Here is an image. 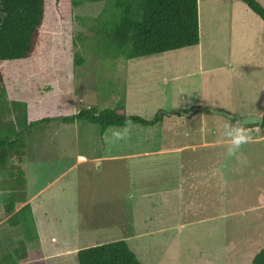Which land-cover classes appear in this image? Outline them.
<instances>
[{"label": "rangeland", "instance_id": "1", "mask_svg": "<svg viewBox=\"0 0 264 264\" xmlns=\"http://www.w3.org/2000/svg\"><path fill=\"white\" fill-rule=\"evenodd\" d=\"M257 1L264 7V0ZM106 8L105 2L76 8L71 0H47L33 56L2 64L9 100L26 102L31 121L69 116L85 108L104 110L121 101L129 115L148 120L166 116L153 127L110 128L104 134L86 121L52 122L29 137L27 192L32 196L46 188L36 201L37 219L41 223L48 215L51 227L41 229V242L29 243L28 260L78 264L77 252L82 248L129 234L137 236L130 248L144 264H251L264 248V131L206 111L192 112L202 103L240 116L264 115L263 21L243 1L199 0L198 46L133 60L103 59L97 51L96 31L91 29L99 28L97 20ZM78 52L82 66L76 64ZM202 117L210 119L207 125L213 128L203 134ZM173 144L189 146L172 156L186 169L173 162L163 172L155 166L152 172L159 171L157 178L177 189L180 181L188 182L192 174L204 171V179L213 183L202 191H188L181 219L159 220L161 210L142 209L136 220L129 221L127 209L132 206L124 200L129 168L125 172L121 162H101L99 167L95 161L79 163L77 158ZM211 146L227 149L224 162L218 154L211 160L213 151L205 152ZM45 198L41 209L38 202ZM170 198L176 199L174 193ZM7 201L8 194L0 192L4 251L24 239L7 221L3 209ZM154 202L160 207V198Z\"/></svg>", "mask_w": 264, "mask_h": 264}, {"label": "trees", "instance_id": "2", "mask_svg": "<svg viewBox=\"0 0 264 264\" xmlns=\"http://www.w3.org/2000/svg\"><path fill=\"white\" fill-rule=\"evenodd\" d=\"M264 22V7L257 0H238ZM47 0H0V192L8 194L3 206L9 224L23 233L12 250H1L0 264H47L46 260L29 261L28 245L39 241L36 219L28 203L25 157L29 137L43 124L59 122L72 125L86 121L104 134L110 128L135 125L153 127L163 122L165 113L148 120L129 115L123 101L113 108L95 107L69 116L29 120V106L10 101L5 88L2 64L24 61L36 50L45 20ZM80 8L88 3L105 2L107 8L96 31L97 51L103 59L133 60L161 55L200 44L199 0H71ZM76 64L84 59L76 53ZM186 113L188 111H185ZM30 113V115H29ZM181 115V112L178 113ZM7 116H11L8 119ZM260 127L264 131V115ZM254 127V126H247ZM3 245H1L2 247ZM3 248V247H2ZM78 264H144L125 240L86 247L77 253ZM251 264H264V248Z\"/></svg>", "mask_w": 264, "mask_h": 264}, {"label": "crops", "instance_id": "3", "mask_svg": "<svg viewBox=\"0 0 264 264\" xmlns=\"http://www.w3.org/2000/svg\"><path fill=\"white\" fill-rule=\"evenodd\" d=\"M198 106L202 107V109L197 110V111H201V112L205 111L203 109L205 107H203L202 103H199ZM206 112H208V111H206ZM208 113H210V112H208ZM202 114L205 115L204 113H202ZM203 117H202V122H201L203 126H201V130H200L201 134H203L206 131H210L213 129L211 127L210 128L208 127V125L211 124L212 121L208 118L206 119V117L205 118H203ZM187 118H190V116H187ZM200 121H201V119H200ZM215 122H217V121H215ZM207 123H208V125H207ZM214 129H216V127ZM194 131H196V130H194ZM201 137L204 138L205 136L201 135ZM263 138H264V136H263ZM213 145H216V144H213ZM140 147H141V149L132 150L130 152L123 151L122 153L120 152L119 154H113V155L101 154V155L94 157V158H91V159H89L85 155H78L77 158L79 160L78 161L79 163H89V161H95L99 167H101V165H100L101 162L114 161V162H118V163L121 162V165L123 166L125 172L129 168V170L131 171V176L129 177V179H130L129 183L130 184L128 183L127 191L125 193L126 197L124 199V200H126L125 202L128 201L130 203V205L132 206V208L127 209V213L129 212V217H130V218H128L129 221L130 220H136V212L139 213L140 211H142V209L145 212L147 211L146 213H148L150 210H152V213L155 210H157V211L161 210L160 216L162 218L159 220L166 219L167 217H170V216H177L178 218L181 219L183 217V215H185L184 212L186 211L185 210L186 208H184L185 205L183 204V202H184V200H186V197L188 196V191H192V192L202 191V190L208 188L213 183L208 181L207 179H204V171H202L201 175L199 174V176L197 173H194V175L192 174L190 176L188 182H186L185 180L180 181L177 189L172 188V186H169L170 184L167 183V181L161 180V178H157L155 176V174L157 172H159L158 170L162 171V168L164 166L167 168H170L171 162H173L175 164V167H177L179 169L181 168V170H185L186 166L181 165V167H179V165L177 163L179 161L174 160L172 156L184 153L186 150H189V149H187L189 146H185V148H183L182 145H175V144H173L169 147H162V146L161 147H150L149 145L137 146V148H140ZM211 147L212 148H210V150L209 149L205 150V152L213 151L211 153V160L213 158H218V157L223 155L221 158L224 162V159L227 156V149H220V148H216V147L214 148V146H211ZM193 149H195V151H197L198 149L202 150V149H206V148L205 147L204 148L194 147ZM214 150H217V152ZM217 154H218V157L216 156ZM203 158H205V157H203ZM201 160H202V158H201ZM205 160H207V158H205ZM183 163H184V161H183ZM217 165H218V163H217ZM155 166H159V168H158V170L155 169L152 172V169ZM165 171H166V174L169 175L170 170L166 169ZM60 177H58V178H60ZM205 177H207V176H205ZM58 178L55 179L54 182H56L58 180ZM155 181H160L162 184H159L158 186L154 185ZM54 182H52L50 185H52ZM28 186L29 185H28V175H27V191H28ZM45 189L46 188H43V189L37 191L32 196L29 195V193L27 192L28 193V203H30V205L33 209V212H34L35 219H36V226H37L40 242L42 241V239H41L42 234L40 232L41 229L46 230L47 227H51V224L49 225L50 220L49 221L47 220L48 215L44 218L43 217L41 218V220H42L41 223H39L38 219H37V213L39 212V209L36 207V201L41 198ZM192 192H191V195H192ZM172 193H174L176 199L170 198ZM136 195H137V199H136ZM157 197L161 199L160 207H158L156 202H154V199ZM140 199L142 200V202L140 201ZM45 200H47V198L38 202L39 208L44 209V207L42 205H43ZM116 204H117V202H116ZM154 205L157 206L158 208L155 207ZM143 206H146V207H143ZM124 213L125 212L122 211V214H124ZM110 214H113V212H110ZM120 216H121V214H118V219ZM206 219H208V218H206ZM54 220H55V217H54ZM47 223H48V225H47ZM40 224H42V227H40ZM99 228L102 229L100 226H99ZM106 228H107V226H106ZM161 230H167V228L162 227ZM151 236H153V235H151ZM133 237H137V236L125 234V235H123V237H121V239H117V240H125L130 246V242H131V239ZM117 240H115V241H117ZM39 241H38V243H39ZM131 249L133 252L135 251L133 248H131ZM136 250H139V248H137ZM134 253L137 255L136 252H134Z\"/></svg>", "mask_w": 264, "mask_h": 264}, {"label": "water", "instance_id": "4", "mask_svg": "<svg viewBox=\"0 0 264 264\" xmlns=\"http://www.w3.org/2000/svg\"><path fill=\"white\" fill-rule=\"evenodd\" d=\"M202 108H197L195 111L192 112L195 113L197 110H201ZM205 111H208L212 113L213 115L223 116L229 120H232L235 124L240 126H255L260 125L263 121V116H257V115H248V116H240L234 113H231L224 109H217L213 107H205L203 108Z\"/></svg>", "mask_w": 264, "mask_h": 264}]
</instances>
